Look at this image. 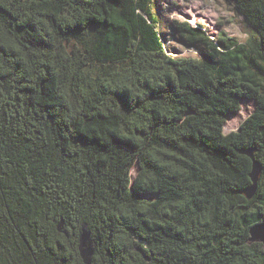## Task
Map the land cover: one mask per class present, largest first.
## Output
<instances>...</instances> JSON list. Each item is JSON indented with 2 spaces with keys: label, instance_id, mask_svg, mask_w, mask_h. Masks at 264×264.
<instances>
[{
  "label": "trees",
  "instance_id": "1",
  "mask_svg": "<svg viewBox=\"0 0 264 264\" xmlns=\"http://www.w3.org/2000/svg\"><path fill=\"white\" fill-rule=\"evenodd\" d=\"M229 1L253 33L173 21L193 58L153 0H0V264H86L84 230L90 264H264V0Z\"/></svg>",
  "mask_w": 264,
  "mask_h": 264
},
{
  "label": "rangeland",
  "instance_id": "2",
  "mask_svg": "<svg viewBox=\"0 0 264 264\" xmlns=\"http://www.w3.org/2000/svg\"><path fill=\"white\" fill-rule=\"evenodd\" d=\"M152 6L159 17V31L166 49L177 56L196 58L202 49L185 45L172 27L173 21L176 20L186 21L193 26H206L215 38L221 33H226L243 42L253 33L252 27L237 12L235 3L229 0H153ZM255 107L253 101L242 100L240 111L227 116L225 133L238 130L241 123L254 112ZM136 172L135 167L134 175ZM142 198L154 200L156 197L150 195Z\"/></svg>",
  "mask_w": 264,
  "mask_h": 264
},
{
  "label": "water",
  "instance_id": "3",
  "mask_svg": "<svg viewBox=\"0 0 264 264\" xmlns=\"http://www.w3.org/2000/svg\"><path fill=\"white\" fill-rule=\"evenodd\" d=\"M247 154L253 159L252 152H247ZM261 170V164L253 159V168L251 173L253 185L245 191L248 198H251L255 193ZM250 242L261 243L264 247V223H258L250 228ZM80 251L85 263L90 264L88 260L94 254V247L91 240V234L86 230L83 231L80 237Z\"/></svg>",
  "mask_w": 264,
  "mask_h": 264
},
{
  "label": "bare ground",
  "instance_id": "4",
  "mask_svg": "<svg viewBox=\"0 0 264 264\" xmlns=\"http://www.w3.org/2000/svg\"><path fill=\"white\" fill-rule=\"evenodd\" d=\"M133 172H135L134 170L132 171V175L134 174Z\"/></svg>",
  "mask_w": 264,
  "mask_h": 264
}]
</instances>
